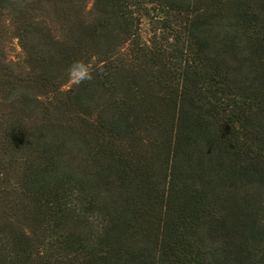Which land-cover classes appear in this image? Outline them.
<instances>
[{"label": "trees", "instance_id": "trees-1", "mask_svg": "<svg viewBox=\"0 0 264 264\" xmlns=\"http://www.w3.org/2000/svg\"><path fill=\"white\" fill-rule=\"evenodd\" d=\"M0 264H264V0H0Z\"/></svg>", "mask_w": 264, "mask_h": 264}, {"label": "clouds", "instance_id": "clouds-1", "mask_svg": "<svg viewBox=\"0 0 264 264\" xmlns=\"http://www.w3.org/2000/svg\"><path fill=\"white\" fill-rule=\"evenodd\" d=\"M69 78L74 85L93 79L92 70L82 61H75L69 69Z\"/></svg>", "mask_w": 264, "mask_h": 264}, {"label": "rangeland", "instance_id": "rangeland-1", "mask_svg": "<svg viewBox=\"0 0 264 264\" xmlns=\"http://www.w3.org/2000/svg\"><path fill=\"white\" fill-rule=\"evenodd\" d=\"M9 56L13 60H17L21 56L20 48L17 45L16 40H12Z\"/></svg>", "mask_w": 264, "mask_h": 264}]
</instances>
